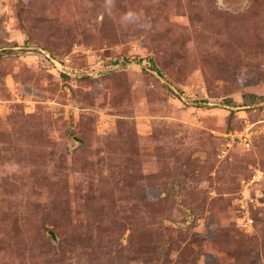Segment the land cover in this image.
I'll use <instances>...</instances> for the list:
<instances>
[{
    "label": "rangeland",
    "instance_id": "1",
    "mask_svg": "<svg viewBox=\"0 0 264 264\" xmlns=\"http://www.w3.org/2000/svg\"><path fill=\"white\" fill-rule=\"evenodd\" d=\"M0 264H264V0H0Z\"/></svg>",
    "mask_w": 264,
    "mask_h": 264
},
{
    "label": "water",
    "instance_id": "2",
    "mask_svg": "<svg viewBox=\"0 0 264 264\" xmlns=\"http://www.w3.org/2000/svg\"><path fill=\"white\" fill-rule=\"evenodd\" d=\"M75 139V138H74ZM77 141V145H81V141L79 139H75ZM47 234L49 235L51 241L53 244L57 243V237L52 231H47Z\"/></svg>",
    "mask_w": 264,
    "mask_h": 264
},
{
    "label": "clouds",
    "instance_id": "3",
    "mask_svg": "<svg viewBox=\"0 0 264 264\" xmlns=\"http://www.w3.org/2000/svg\"><path fill=\"white\" fill-rule=\"evenodd\" d=\"M133 13L132 12H126V13H124L123 14V17H122V19H124L125 21H128V22H131V19H132V17H133Z\"/></svg>",
    "mask_w": 264,
    "mask_h": 264
},
{
    "label": "trees",
    "instance_id": "4",
    "mask_svg": "<svg viewBox=\"0 0 264 264\" xmlns=\"http://www.w3.org/2000/svg\"><path fill=\"white\" fill-rule=\"evenodd\" d=\"M167 88H168L169 92H170L172 95H174L175 98L178 99V101H182V100H181V96H182V94L173 91L172 88H170L169 86H168Z\"/></svg>",
    "mask_w": 264,
    "mask_h": 264
}]
</instances>
